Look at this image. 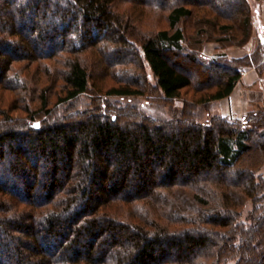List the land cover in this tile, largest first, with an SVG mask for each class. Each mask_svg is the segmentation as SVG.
<instances>
[{"label":"trees","instance_id":"obj_1","mask_svg":"<svg viewBox=\"0 0 264 264\" xmlns=\"http://www.w3.org/2000/svg\"><path fill=\"white\" fill-rule=\"evenodd\" d=\"M218 1L0 0V264H264V179L249 162L264 153V107L205 123L192 109L242 79V65L184 45L181 23L195 16L226 35L216 40L249 41L247 1ZM146 10L167 12L168 26L141 35ZM89 52L114 75L103 93ZM150 86L168 103L189 88L202 97L168 120L103 98ZM91 88L93 106L71 109ZM249 199L260 205L247 225Z\"/></svg>","mask_w":264,"mask_h":264},{"label":"rangeland","instance_id":"obj_2","mask_svg":"<svg viewBox=\"0 0 264 264\" xmlns=\"http://www.w3.org/2000/svg\"><path fill=\"white\" fill-rule=\"evenodd\" d=\"M249 6L250 18L252 21L251 27V37L249 41L245 44H237L236 41H223L216 40L220 37H225L226 35H221L214 32V27L210 25H201L199 24L198 19L195 17L184 20L181 25L185 30L187 40L184 42L185 48L187 47H198L201 51L208 55L209 57H220L219 59H226L227 61L232 60L229 63L231 66L236 67L242 65V79L237 84L235 89V94L238 95L239 101L235 104L237 106V112H232L231 110V100L230 98L223 100H215L208 103H196L195 100L202 97V94L199 92H194V89H186L182 91L180 99L174 100L170 103L164 102L159 99V91H156L151 88L155 84V79L151 75L149 81L151 86L148 88L145 96L137 97H116V96H103L105 104H111L113 107H137L143 113L149 115L152 118L160 120H168L175 118V116H180L181 111H188V106L185 104L186 101L196 103L192 107L195 111L196 119L205 123L210 120L214 115H221L231 118V119H241L243 116L247 115L250 112L262 110L264 107V58H262L263 51L261 50V45L264 44V0H246ZM223 6H227L228 9H234L239 3L238 0H220L218 1ZM128 5H123V10L127 8ZM226 7V8H227ZM132 11V10H131ZM167 12L164 11H149L146 10L143 15L142 20L138 23V30L141 31V35L147 34L151 29L165 28L168 26L166 20ZM204 28L207 32L202 36L204 40L201 44H193L192 38L195 34V31L199 28ZM226 38V37H225ZM224 39V38H223ZM237 40V39H236ZM261 53V54H260ZM84 56V63L89 68V72L93 77L96 78L93 88L101 91V93L107 91L109 87L115 84L113 81L114 75H109L104 79L106 73L102 72L106 69V65L100 59V56L95 55L93 52H89ZM223 56V58L221 57ZM250 56V59L246 58ZM260 56V61L258 64L257 57ZM173 57V55H171ZM250 60V61H249ZM254 62L255 64L251 63ZM100 64V65H99ZM102 69H101V68ZM227 69V68H224ZM216 71V70H215ZM147 72H150L147 70ZM200 74V73H199ZM199 79H194V83H198ZM194 84V85H195ZM94 89L91 88L90 92L87 94L81 95L73 104L71 109L82 110L88 109L93 106L94 100L101 96L96 94ZM55 89L52 90L49 94V103L50 106L54 105L56 98ZM206 93V92H202ZM5 100L11 99L12 95L9 92L5 94ZM8 102L3 103L2 109L7 110ZM185 104V105H183ZM32 110L37 108V102L29 104ZM107 106V105H105ZM68 107V106H66ZM58 110V108L56 109ZM63 111H65L63 109ZM58 112V111H57ZM11 115H14L16 118L22 119L25 118V114L21 111H10ZM2 117L0 116V120ZM258 141V140H255ZM254 141V144H255ZM247 162V161H246ZM249 162L255 164L256 176L262 177L264 179V153L258 149L256 154L249 158ZM260 205L256 201L249 199L246 201L242 208L241 216L239 222L246 223L247 225L251 224L252 214L254 213L255 206ZM256 213H258L256 211ZM254 213V214H256ZM237 259L230 260L228 262H210L209 264H235Z\"/></svg>","mask_w":264,"mask_h":264},{"label":"crops","instance_id":"obj_3","mask_svg":"<svg viewBox=\"0 0 264 264\" xmlns=\"http://www.w3.org/2000/svg\"><path fill=\"white\" fill-rule=\"evenodd\" d=\"M236 87H237V86H236ZM236 87H235V89H236ZM235 89H234V91L232 92V94H231L230 96L224 98V99L230 98V100H231V107H232L231 110H232V112H237V106H236L235 104L239 101V99H238V95L235 94ZM221 100H223V99H221ZM225 116H227V115H225Z\"/></svg>","mask_w":264,"mask_h":264}]
</instances>
